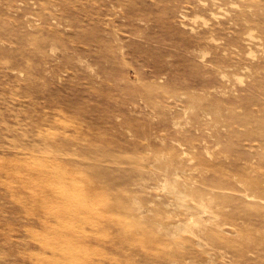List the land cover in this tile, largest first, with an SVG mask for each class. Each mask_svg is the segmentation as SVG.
<instances>
[{
  "label": "rangeland",
  "instance_id": "1",
  "mask_svg": "<svg viewBox=\"0 0 264 264\" xmlns=\"http://www.w3.org/2000/svg\"><path fill=\"white\" fill-rule=\"evenodd\" d=\"M0 264H264V0H0Z\"/></svg>",
  "mask_w": 264,
  "mask_h": 264
},
{
  "label": "bare ground",
  "instance_id": "2",
  "mask_svg": "<svg viewBox=\"0 0 264 264\" xmlns=\"http://www.w3.org/2000/svg\"><path fill=\"white\" fill-rule=\"evenodd\" d=\"M200 3V2H199ZM204 3V2H203ZM216 16V15H215ZM220 17V16H219ZM243 72V71H242ZM223 78V77H222ZM239 80H241V79H239Z\"/></svg>",
  "mask_w": 264,
  "mask_h": 264
}]
</instances>
